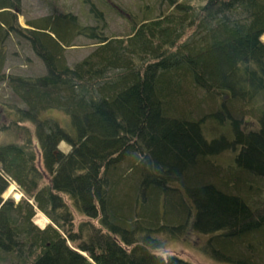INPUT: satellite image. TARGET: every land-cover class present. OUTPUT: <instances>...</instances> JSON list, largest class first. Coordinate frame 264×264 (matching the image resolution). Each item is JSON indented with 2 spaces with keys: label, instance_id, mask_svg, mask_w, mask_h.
<instances>
[{
  "label": "trees",
  "instance_id": "1",
  "mask_svg": "<svg viewBox=\"0 0 264 264\" xmlns=\"http://www.w3.org/2000/svg\"><path fill=\"white\" fill-rule=\"evenodd\" d=\"M146 1L133 15L110 5L128 22L117 36L98 7L92 25L67 11L22 26V0H0V264H192L159 253L191 214L182 193L206 255L262 261L264 0ZM75 36L93 46L69 66ZM14 38L43 73L6 70ZM257 96L258 126L242 130ZM50 109L73 133L40 117ZM225 149L233 172L216 183L208 164Z\"/></svg>",
  "mask_w": 264,
  "mask_h": 264
},
{
  "label": "rangeland",
  "instance_id": "2",
  "mask_svg": "<svg viewBox=\"0 0 264 264\" xmlns=\"http://www.w3.org/2000/svg\"><path fill=\"white\" fill-rule=\"evenodd\" d=\"M146 2V0H22L23 15L18 17V21L20 25L24 26V18H34L49 13L59 14L68 11L76 14L81 22L92 25L95 21L89 8L94 6L102 11L101 14L103 16V21L101 24H104L107 33L121 36V34H124L128 29L127 18H123V15L115 13L111 6L118 5L123 13L133 15L136 12L139 13L140 8ZM260 39L264 42V34H262ZM91 42L93 41L84 38L83 36H75L73 38L72 44L75 45L65 50V56L69 66H72L74 62L81 60L88 52H90L93 46L91 45ZM23 44L24 43L21 40H16L15 38L10 39L7 48L6 70L25 74L43 73L44 66L42 62L33 55L29 47ZM252 101H254V103ZM261 101L262 98L257 96L256 99L254 98L249 101L250 103L244 106L243 109L246 111L243 118L244 124L241 125L242 130H250L258 126L257 116L260 112L259 102ZM207 110L208 106H203V112ZM40 117H51L53 120H57L68 133H73L69 125L68 117L62 111L55 109L46 110L40 115ZM227 123L228 122H225L223 126L227 125ZM210 125V123L206 124V126ZM217 131L219 132V130ZM59 148L64 152L69 150V146L64 141L60 142ZM235 152L236 150L225 149L223 152H220V154H217V156L214 155L215 157L210 158L211 163L208 165L211 166L208 171L216 183L225 180L229 175H232L231 172L233 171L231 168L234 167V164H231V162ZM203 169H205V167ZM237 172L238 171H235L233 174H236ZM207 181L214 182L211 179ZM14 188V185L10 184L6 192L3 194V198L12 197L17 201L20 194ZM182 199L191 211L189 218L186 220L185 226L182 228L184 233H178L179 239L166 240L164 250L159 251V253L163 255L166 253H173L192 264H233L232 262H218L217 260L210 258L200 249L202 245L206 244L208 237L205 232L199 231L202 230L201 226L203 220H200V223H197V221L194 220L197 214V208L193 197L191 198L187 194L182 193ZM79 219L82 220L83 218H77V220ZM33 222L38 227L42 228L48 223V219L40 212H36L33 217ZM192 223H195V226L199 230L192 228ZM261 258L262 261H259V264H264V253ZM256 259L257 258H255V261ZM6 264H8V262Z\"/></svg>",
  "mask_w": 264,
  "mask_h": 264
},
{
  "label": "clouds",
  "instance_id": "3",
  "mask_svg": "<svg viewBox=\"0 0 264 264\" xmlns=\"http://www.w3.org/2000/svg\"><path fill=\"white\" fill-rule=\"evenodd\" d=\"M60 144V143H59ZM59 146V145H58Z\"/></svg>",
  "mask_w": 264,
  "mask_h": 264
}]
</instances>
